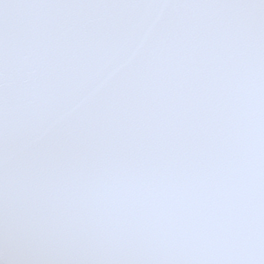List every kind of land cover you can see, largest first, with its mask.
Listing matches in <instances>:
<instances>
[{
    "label": "snow or ice",
    "instance_id": "obj_1",
    "mask_svg": "<svg viewBox=\"0 0 264 264\" xmlns=\"http://www.w3.org/2000/svg\"><path fill=\"white\" fill-rule=\"evenodd\" d=\"M0 264H264V0H0Z\"/></svg>",
    "mask_w": 264,
    "mask_h": 264
}]
</instances>
